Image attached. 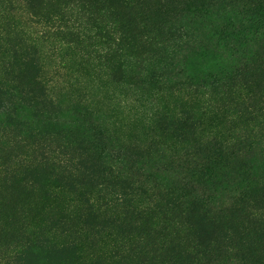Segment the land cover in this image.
<instances>
[{"label": "trees", "instance_id": "obj_1", "mask_svg": "<svg viewBox=\"0 0 264 264\" xmlns=\"http://www.w3.org/2000/svg\"><path fill=\"white\" fill-rule=\"evenodd\" d=\"M110 2L103 3L99 16L105 20L97 24V18L84 51L119 91L134 88V76H145L141 82L151 88L146 97L159 99L147 114L156 127L152 145L159 149L106 136L87 99L70 110L99 139L58 122L60 102L31 51L50 35L76 36L80 45L85 35L62 26L60 18L44 20L30 11L42 29L24 50L13 46L0 66V186L19 181L34 188L32 178L42 176L51 186L59 182L60 191L52 189L51 196L62 198L66 213L51 220L50 240L34 236L32 246L16 250L14 264H33L35 253L47 248L63 256L54 264H85L79 251L88 244L102 252H89V264H215L222 256L231 257L227 263L263 264L264 164L254 160L264 155V0ZM190 16L222 20L212 42L228 51L229 61L213 73L202 71L204 77L175 82L194 105L168 107L160 103L172 80L166 82L164 66L154 62L195 50L193 24L175 22ZM235 159L250 171L240 178L244 186L226 188L225 200L217 191ZM155 164L172 188L164 187Z\"/></svg>", "mask_w": 264, "mask_h": 264}, {"label": "rangeland", "instance_id": "obj_2", "mask_svg": "<svg viewBox=\"0 0 264 264\" xmlns=\"http://www.w3.org/2000/svg\"><path fill=\"white\" fill-rule=\"evenodd\" d=\"M110 1L114 2V0H30L28 5L27 0H0V66L6 63L9 54L15 51L13 46L17 45L18 48L22 45L24 50L32 36L34 37L35 33L42 29L40 25L31 22L36 19H32L30 11L40 15L44 20L60 18L59 22L61 21L62 26H67L72 28L73 32L85 35L84 38L82 37L83 40L80 39L81 45L76 36L71 38L66 36L61 40L56 35H50L46 37V40H43L45 43L37 44L34 51H31L33 58L42 64L46 80L51 81L52 97L60 102V109L63 111L57 117L58 122L70 124L72 128L75 126L76 129L82 130L87 138L99 139L100 136L90 129L86 120L81 119L76 112L70 110L71 105L78 103L79 99H87L89 103L87 106L91 107L90 109L101 122H104L108 134L106 136H113L140 145H150L149 150L155 153L154 149L158 150L159 148L152 145L151 139L155 137L156 127L151 125L147 114L152 112L159 99L146 97L151 88L146 85V82H141L145 76H134L135 87L126 86L122 91H119V87L110 85L105 75L106 69L86 55L88 50L84 51L90 42L88 38L94 34L92 26L97 18L99 17L101 20H98L97 24L105 20L104 17L99 16L104 11L103 3ZM115 7L119 6L116 4ZM175 22L177 24H193L190 33L196 39L197 45L194 43L191 47L196 51H187L182 54L184 57H176L172 62L164 57L154 62L155 65L159 63L164 66L160 74L166 77V82L172 80L168 86L167 96H164V101H161L160 104L163 105L165 102L168 107L188 108L194 104L188 102L189 98L183 91H179L180 86H174V83L176 82L178 85L184 83L185 79L190 76L204 77L201 75L202 71L215 72L217 68L223 66V63L229 61H227L229 53L226 49H221L219 43L215 46V43L212 42L220 29L222 20L190 16L186 19L183 17L175 19ZM22 40H24L23 43ZM210 45L214 48H211ZM205 47H208L207 52L204 50ZM203 55H207L204 62ZM146 68L148 69V67ZM176 89L178 91H175ZM107 142L111 146L116 143L114 138H109ZM154 153L152 154L155 155ZM254 161L264 164V155L255 158ZM144 162L147 163L145 160ZM246 164L239 165L236 159L231 161L229 168L225 170L221 178L226 184H223L222 189L218 188L217 191L220 198L224 199L225 197L226 200V188L229 186L230 190H234L237 185L230 184L239 183L242 181L240 178L248 176L246 173L250 169L243 170ZM153 168L155 173L158 172L165 179L163 168H160L158 164H155ZM168 173L174 176L172 173ZM166 176L170 178L168 175ZM42 177H39L38 180L32 178L34 188H29L30 186L19 181L0 186V264H14L13 255H16V250L23 249L22 246L24 249L32 246L34 236L50 240L55 235L52 229L55 225L51 220H60L66 213V206L62 198H58V201L55 202L51 196L52 189L60 191V183L55 182L51 186V183L46 182V179ZM164 182L166 183L164 187L172 188V186H168L170 183L166 179ZM239 184L244 186L246 182ZM220 190L224 192H220ZM42 232L45 235H41ZM93 247L88 244L87 247L78 250L82 263L84 261L85 264H89V252L97 251L102 254L101 246L94 249ZM47 250V253L43 252L39 256L38 253H35L37 257L33 264H40L39 262L43 258L46 260V264L48 262L54 264L56 256L59 254L54 253L50 248ZM29 251L30 249L26 250V256ZM7 257L10 259L4 261ZM62 257L59 255L58 259H62ZM22 258L25 259V256ZM230 258V256L219 257L215 264H233L230 263L232 261L227 263Z\"/></svg>", "mask_w": 264, "mask_h": 264}]
</instances>
